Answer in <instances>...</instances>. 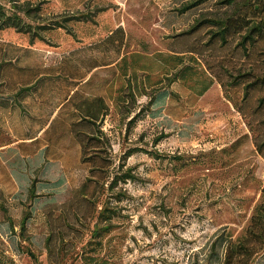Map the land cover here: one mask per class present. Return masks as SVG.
<instances>
[{"label":"rangeland","instance_id":"1","mask_svg":"<svg viewBox=\"0 0 264 264\" xmlns=\"http://www.w3.org/2000/svg\"><path fill=\"white\" fill-rule=\"evenodd\" d=\"M188 1L0 0L25 22L24 31L0 28V99L33 76L10 63L71 73L63 61L71 51L119 26L126 39L108 67L88 64L84 49L69 57L76 65L84 59L78 76L89 70L82 90L110 106L95 128L72 126L71 110L63 119L67 107L57 105L65 92L49 105V89L64 90L60 80L41 84L43 97H19L15 111L0 108V264H84L91 255L108 264H220L227 239L244 233L264 187V156L253 139H264V89L245 97L232 75L264 73V55L243 52L237 39L209 43L205 27L189 32L221 6L210 0L180 13ZM131 86L135 98L118 107ZM29 110L41 119L30 120ZM51 113L54 123L42 124ZM91 135L101 141L89 142ZM128 170L134 178L109 192L112 177ZM105 200L118 215L111 232L95 238ZM251 264H264V250Z\"/></svg>","mask_w":264,"mask_h":264},{"label":"trees","instance_id":"2","mask_svg":"<svg viewBox=\"0 0 264 264\" xmlns=\"http://www.w3.org/2000/svg\"><path fill=\"white\" fill-rule=\"evenodd\" d=\"M210 0H190L187 3L183 4L178 11L182 14L192 10ZM216 4L220 5L221 8L217 9L215 14L211 16H203L198 19L197 23L192 27L194 30L200 28H207L209 31L210 39L209 43H220L221 45H227L231 41L237 39L238 45L242 48L243 52L256 53L258 52L261 55H264V0H216ZM224 9V11H222ZM0 17L2 20V25L0 28L14 27L19 31H24L22 28L25 26L22 16L19 14L18 10L13 11L9 14L6 9L0 5ZM120 35V36H119ZM125 34L121 26L114 29L108 36L103 38L100 41L85 46L80 49H84L87 52V63L90 65H100L102 67H108L114 64L117 61L118 55L114 53H119L122 46L125 43ZM80 49H75L70 52L68 56H65L63 61L68 63L71 73L63 72L64 68L61 70L56 69L53 65L47 67H26L19 65L18 63H10L13 67L12 71L18 70H27L33 76H31L27 81V87H21L19 90L15 91L12 98H3L0 99V107L5 110H16L18 98L21 97L23 100L38 98L39 96L43 97L39 87L43 83L47 85L55 86L56 80H60V86L64 90L57 91L58 89L50 88L45 99L50 100L49 105L52 103V97L55 92H65L68 96L63 97L64 100L59 103L57 106L62 108L67 107L66 114L63 119L67 118V114L70 113L74 117L72 121V126L77 124L87 123L95 128L105 116L109 114L110 106L106 102V99L103 95H94L91 93H86L84 86L88 85L90 81H86L88 73L84 76H78L79 68L84 69V59H81L80 64H75L70 60V56L76 52L81 51ZM122 58V57H121ZM3 65L0 66V73L3 70ZM65 71H68L67 69ZM59 74V75H58ZM63 75V78L61 77ZM235 79V84H243L245 88V97H248L251 90L264 89V73L252 67L250 71L245 73L240 72L237 75H232ZM64 81V82H63ZM209 84L204 87V91L209 88ZM135 87L131 86L126 93V98L121 97V102L119 103L124 105L128 102L129 98H135ZM145 86H143V89ZM146 89V88H145ZM27 92V93H26ZM202 92V93H203ZM201 93V94H202ZM65 94V95H66ZM16 95V96H15ZM14 96V98H13ZM155 97H151L150 103L152 104ZM48 105V106H49ZM235 106L239 108L238 103H235ZM260 108H264V96L259 99ZM47 107V106H46ZM45 107V108H46ZM118 107H120L118 105ZM122 107V106H121ZM43 108V110L45 109ZM30 111V110H29ZM42 113H44L42 111ZM45 114V113H44ZM54 113L45 115L46 125L53 124L50 123L53 118ZM30 120L38 121L41 119L36 113L29 112ZM42 121V120H41ZM60 123V122H59ZM251 131L255 132V128L252 123H248ZM42 125V126H44ZM97 132L102 134L101 129ZM248 137L249 135H245ZM244 137L238 139L233 146H237L240 142L243 141ZM89 142L99 143L101 141L99 135H91ZM254 144L256 146V151L264 156V139L259 140L256 136L253 138ZM89 143H84L82 145V155L84 163L89 162V156H87ZM98 167L94 165L92 172L97 170ZM122 176V175H121ZM110 174L106 179H110ZM134 178L129 170L123 173L122 177H112V181L109 184L108 191L111 192L114 190L115 186L118 184L119 180L122 179L126 182L128 179ZM94 177H89L87 181L83 184L80 191L83 192L87 187L88 182L92 181ZM37 182L33 180L30 188V197L35 198L37 196ZM113 205L110 201L105 200L102 203L101 209H97V222L95 229L93 230V235L95 238H102L105 233L111 232L113 228V220L117 217V210L112 207ZM30 217V213H27L21 223V228H25L26 222ZM101 240V239H99ZM264 250V187L261 190L260 201L255 206L253 213L250 218L248 226L245 228L244 233L236 238L227 239L224 245V255L220 261V264H251L254 258ZM84 264H108L105 261H98L96 255H91L86 258Z\"/></svg>","mask_w":264,"mask_h":264}]
</instances>
